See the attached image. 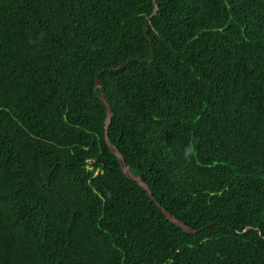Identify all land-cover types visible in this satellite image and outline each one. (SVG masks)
<instances>
[{"label": "trees", "instance_id": "trees-1", "mask_svg": "<svg viewBox=\"0 0 264 264\" xmlns=\"http://www.w3.org/2000/svg\"><path fill=\"white\" fill-rule=\"evenodd\" d=\"M155 4L0 0V264H264V0Z\"/></svg>", "mask_w": 264, "mask_h": 264}, {"label": "water", "instance_id": "water-1", "mask_svg": "<svg viewBox=\"0 0 264 264\" xmlns=\"http://www.w3.org/2000/svg\"><path fill=\"white\" fill-rule=\"evenodd\" d=\"M152 3H153V7H152V11L150 13L149 16H152L156 13V9H157V6L155 4V0H152ZM99 72H97V74H99ZM95 87H100V84L98 82V79L95 78ZM99 99L101 101V103L103 104L104 106V113H105V117H104V132H103V135H104V142L106 144V146L108 147L109 151L111 153H113L116 157H117V160H118V165H119V168L122 172V174L129 178V179H132L134 180L135 182H137V184L146 192V194L151 197V193H150V190L148 189V186L142 181V179L140 178V176L136 175V174H132L130 173V171L128 170L125 162H124V159L122 157V155L118 152V150L115 148L114 145H112L108 138H107V133H106V127L109 123V119H110V109L108 107V104L104 98V94L103 93H100L99 95ZM156 206L160 209L161 213L164 215V217L170 221L171 223H173L174 225L180 227L182 230L184 231H187V232H195V230L189 228L186 224H184L182 221H180L179 219H177L176 217H174L172 214H170L169 212H167L162 206H160V204L158 202H155Z\"/></svg>", "mask_w": 264, "mask_h": 264}, {"label": "clouds", "instance_id": "clouds-1", "mask_svg": "<svg viewBox=\"0 0 264 264\" xmlns=\"http://www.w3.org/2000/svg\"><path fill=\"white\" fill-rule=\"evenodd\" d=\"M182 152H183V157L184 159L187 161V160H190L192 156H194L195 154V146H194V143H188L187 145H185L182 149Z\"/></svg>", "mask_w": 264, "mask_h": 264}]
</instances>
